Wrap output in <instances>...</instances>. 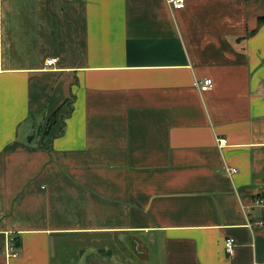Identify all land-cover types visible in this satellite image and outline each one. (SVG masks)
Instances as JSON below:
<instances>
[{
    "label": "crops",
    "instance_id": "1",
    "mask_svg": "<svg viewBox=\"0 0 264 264\" xmlns=\"http://www.w3.org/2000/svg\"><path fill=\"white\" fill-rule=\"evenodd\" d=\"M259 17L0 0V264H264Z\"/></svg>",
    "mask_w": 264,
    "mask_h": 264
},
{
    "label": "built area",
    "instance_id": "2",
    "mask_svg": "<svg viewBox=\"0 0 264 264\" xmlns=\"http://www.w3.org/2000/svg\"><path fill=\"white\" fill-rule=\"evenodd\" d=\"M185 1L186 0H169V2L174 6V7H179V8H183L185 6ZM57 58H51L47 61V63L49 65H52V63L56 62ZM214 82L212 78L206 79L204 81H198L197 82V86L199 87L200 90L203 91H207L209 90L212 86H213ZM226 142V138L225 139H220L219 141V145L222 146L224 145ZM232 171H235L236 169H231ZM254 203L256 205L259 206H264V196H257L254 200ZM236 246V240L234 239V237H228L225 241V248H226V252L229 255H233L235 253V248ZM15 255H18L17 252L15 250H13ZM254 264H260L259 262H254Z\"/></svg>",
    "mask_w": 264,
    "mask_h": 264
},
{
    "label": "trees",
    "instance_id": "3",
    "mask_svg": "<svg viewBox=\"0 0 264 264\" xmlns=\"http://www.w3.org/2000/svg\"><path fill=\"white\" fill-rule=\"evenodd\" d=\"M259 22L260 24H264V17H259ZM57 115L53 116V119L51 118L48 123H47V128H46V133L47 134H51L52 131H53V128L56 124V119L54 117H56ZM64 130V126L61 128V131L62 132ZM54 137V135L51 136V138Z\"/></svg>",
    "mask_w": 264,
    "mask_h": 264
},
{
    "label": "rangeland",
    "instance_id": "4",
    "mask_svg": "<svg viewBox=\"0 0 264 264\" xmlns=\"http://www.w3.org/2000/svg\"><path fill=\"white\" fill-rule=\"evenodd\" d=\"M137 251V250H136ZM137 254H138V251H137Z\"/></svg>",
    "mask_w": 264,
    "mask_h": 264
}]
</instances>
